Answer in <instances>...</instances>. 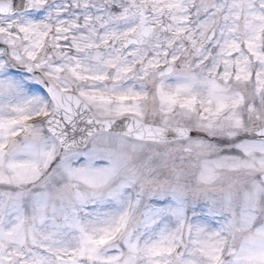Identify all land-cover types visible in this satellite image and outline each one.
<instances>
[{
	"label": "snow or ice",
	"instance_id": "snow-or-ice-1",
	"mask_svg": "<svg viewBox=\"0 0 264 264\" xmlns=\"http://www.w3.org/2000/svg\"><path fill=\"white\" fill-rule=\"evenodd\" d=\"M0 264H264V0H0Z\"/></svg>",
	"mask_w": 264,
	"mask_h": 264
}]
</instances>
